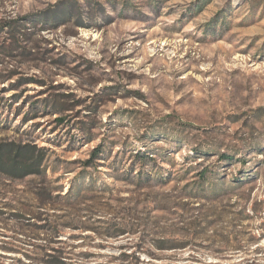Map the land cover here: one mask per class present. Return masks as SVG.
Segmentation results:
<instances>
[{
  "label": "rangeland",
  "instance_id": "1",
  "mask_svg": "<svg viewBox=\"0 0 264 264\" xmlns=\"http://www.w3.org/2000/svg\"><path fill=\"white\" fill-rule=\"evenodd\" d=\"M11 141L46 170L0 174V264H264V0H0Z\"/></svg>",
  "mask_w": 264,
  "mask_h": 264
},
{
  "label": "trees",
  "instance_id": "2",
  "mask_svg": "<svg viewBox=\"0 0 264 264\" xmlns=\"http://www.w3.org/2000/svg\"><path fill=\"white\" fill-rule=\"evenodd\" d=\"M57 102L56 101L53 102L52 109L55 114H61L63 113L65 109L62 108L61 105H59V103ZM102 151H103L102 148H98V150H95L93 152V159L91 161H86V165L88 166V164H93L92 162H95L94 159L97 158V156H100L102 154ZM140 152L141 154H138L137 157L140 159V163L142 165L150 164L154 161L153 157H150V155L147 154L146 151H140ZM44 156H45L44 151L41 148L38 149L36 145L30 144V143L21 144V143H16L12 141L11 142H0V174H2L3 176L11 180L23 179L31 175L43 174L46 170V168L44 167V160H45ZM222 157L228 160L234 159L233 156L227 153H223ZM215 174H213L212 172L201 173L200 179L196 185V188H197L196 191L197 190L204 191L207 186H210V187L212 186L213 189L217 188L216 187L217 183L214 182L213 180H210L211 176ZM137 177L140 179H144L145 177L149 178V174L145 172H141L137 175ZM213 178H216V176ZM238 180H239L238 178L234 179V181H238ZM74 189L76 188L71 189L68 193L64 195V199L67 202H70V201L72 202V199H75L76 201H78L79 198L81 197V194H80L81 192L79 191L80 188L76 190ZM36 194L38 195L39 199H41L42 202L44 203L47 202L46 200H47L48 194L46 195L44 191H41V192L39 191ZM23 214L24 215L14 214L13 215L14 217H12L11 219L23 221L27 218L28 216L27 214L29 213L25 212ZM29 218H32L31 214ZM38 228L42 230L45 227L44 225H42V226H39ZM168 242L170 241L164 240L163 242H161V244H159V248L160 249L177 248V246L175 245H170V246L166 245V243ZM50 250L51 251H48L46 249L47 258L42 259L44 260L45 263L47 264H67L64 259L66 258L65 257L66 253L63 250L56 248V247L50 248Z\"/></svg>",
  "mask_w": 264,
  "mask_h": 264
}]
</instances>
